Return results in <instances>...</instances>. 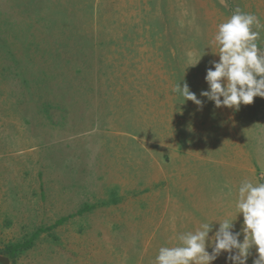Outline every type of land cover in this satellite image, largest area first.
I'll return each mask as SVG.
<instances>
[{"label":"rangeland","instance_id":"rangeland-1","mask_svg":"<svg viewBox=\"0 0 264 264\" xmlns=\"http://www.w3.org/2000/svg\"><path fill=\"white\" fill-rule=\"evenodd\" d=\"M236 9L259 17L264 54V0H0V261L135 264L133 209L127 222L77 212L146 195L155 162L169 159L166 135L180 151L197 119L222 129L221 179L235 170L237 192L244 180L264 183V98L235 110L200 96L210 61L219 60L218 25ZM178 82L202 109L177 104ZM197 191L215 198L213 186ZM141 208L148 231V203ZM235 217L239 230L243 216ZM34 233L14 261L4 255ZM140 245L150 250L148 239ZM250 253L247 264L258 255Z\"/></svg>","mask_w":264,"mask_h":264},{"label":"clouds","instance_id":"clouds-1","mask_svg":"<svg viewBox=\"0 0 264 264\" xmlns=\"http://www.w3.org/2000/svg\"><path fill=\"white\" fill-rule=\"evenodd\" d=\"M261 27L259 17L240 9L218 25L214 41L219 47V60L210 61L212 66L205 76L208 90L200 93L216 108L239 110L241 104H252L255 97L264 98V54L259 47L258 30ZM173 92L178 97L177 104L192 101L203 108L204 101L190 90L187 82H178ZM260 174L264 175V170ZM228 195H232L231 188ZM234 204L238 215L243 216L239 230L234 223L237 218L205 219L195 231L178 234L176 246L160 247L155 264H212L225 253V264H247L254 247L258 255L252 264H264V183L242 181Z\"/></svg>","mask_w":264,"mask_h":264},{"label":"crops","instance_id":"crops-1","mask_svg":"<svg viewBox=\"0 0 264 264\" xmlns=\"http://www.w3.org/2000/svg\"><path fill=\"white\" fill-rule=\"evenodd\" d=\"M195 122L198 126L197 129L190 131V138L183 135L179 137V141H181L180 151L178 150V141L177 144L168 147L170 136L166 135L161 149L164 150L163 153L165 152L169 159L168 161H160L159 167L158 162H155V166L150 172L149 190L146 195L139 194L134 199L121 203L116 196H112L114 197L111 198L112 202H105L103 207L91 210V212L96 211L95 213L108 214L106 215L109 216L107 222H127L131 216L128 211L133 209V220L135 224H138L133 237L134 244H137L134 246L135 264H155L152 252L154 249L158 253L162 246H176L179 243L178 234L195 231L205 219L209 221L222 220L226 217L236 219L235 214L238 212L234 201L238 192L235 185L237 182L235 170L233 174L229 171L228 175L232 178L221 179L223 176L220 162L222 157L221 142L223 143V138L221 139L222 129L219 132L217 126L207 125L203 119H197ZM202 122L203 124H201ZM186 138L187 142L185 143ZM183 143L189 145H183ZM152 144L154 145V141ZM155 145L157 148L158 143ZM228 157L231 158V155ZM160 158L162 159V157ZM216 158H219L218 163L215 161ZM211 174L215 175L216 184L213 183L214 185L207 181L206 176ZM121 184L117 182L116 185L119 187ZM226 184L228 185L227 188L225 187ZM207 185L213 186L215 191L213 192L215 198H212V202H208L209 198L207 199L203 194L200 196L197 191V189L199 191L202 188L205 189ZM228 188H231L232 195H228ZM115 189L113 190L115 191ZM100 196L104 197L103 192ZM143 201L148 203L149 208L148 231L141 229L143 222L141 205ZM124 209L126 214H120ZM111 212L116 213V215H110ZM240 215L242 216V214ZM234 223L236 230H238V221L236 220ZM147 239L150 250L148 247L145 249L144 246L140 245L145 243ZM147 250H149V254L146 252ZM143 252L149 257L143 255Z\"/></svg>","mask_w":264,"mask_h":264},{"label":"trees","instance_id":"trees-1","mask_svg":"<svg viewBox=\"0 0 264 264\" xmlns=\"http://www.w3.org/2000/svg\"><path fill=\"white\" fill-rule=\"evenodd\" d=\"M93 206H85L83 209L77 212V215L80 216L84 212H88L93 210ZM67 218H60L54 223V226H59L63 224ZM38 237V233H34L31 238L23 244H12L9 243L4 247L3 253L8 256L12 261H14L20 254H22L25 250L30 249L33 246V240ZM0 264H5L3 261H0Z\"/></svg>","mask_w":264,"mask_h":264}]
</instances>
